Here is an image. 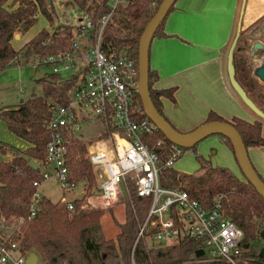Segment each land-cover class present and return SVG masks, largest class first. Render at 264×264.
<instances>
[{
    "label": "trees",
    "instance_id": "1",
    "mask_svg": "<svg viewBox=\"0 0 264 264\" xmlns=\"http://www.w3.org/2000/svg\"><path fill=\"white\" fill-rule=\"evenodd\" d=\"M161 2L162 0H123L111 13L102 32L100 49L105 54L114 53L133 60L137 79L139 39ZM62 5H71L82 11L91 21L94 33L98 31L102 18L110 14L108 0H65ZM174 5L159 25L153 39L167 37L163 33V25ZM54 13L53 4H47L45 0H0V73L18 59L20 53L27 60L35 56L45 59L70 51L71 44L77 37V26H66L61 32L41 29L21 51L17 52L12 46L17 35L25 34L36 24L38 15L51 26ZM87 48L83 47L84 50ZM77 78L78 74L70 80H65L58 74H47L37 80L42 85L41 95H32L16 106L0 109V121L6 125L7 130L30 145L27 149L20 150L0 141V156H11V160H0V217L13 224H16L18 218L23 219L19 234L20 252L38 255L43 264H226L221 261H201L202 258L195 255L202 248L200 242L188 237L173 245L153 244L151 239L159 227L154 223L157 217L147 219L151 198L139 196L135 183L130 178L125 180L128 199L123 200L126 205L124 222H114L118 233L114 239H107L101 226L104 210L87 203L92 197L93 189L98 187V179L87 158L88 145L83 142L81 135L70 136L64 158L69 181L84 185L83 197L71 201L73 209L68 210L60 200L53 203L42 196L37 204L35 217L27 219L32 196L37 190L33 183L40 180V169L34 170L29 162L34 161L40 167L46 165V145L51 136L47 128L48 121L53 109L66 103L68 91ZM236 80L240 84L237 78ZM157 81L158 75L149 66L150 98L157 111L169 122L163 114L162 99L174 102L175 89H157ZM252 87L254 86H250V91L254 93ZM261 91L259 89L256 95L260 97ZM248 97L264 112L258 101L249 95ZM135 102L142 105L138 94ZM260 102L264 100L261 98ZM140 118H146L151 123L144 113ZM212 121L230 124L241 136L247 150L251 147H264L260 120L250 122L238 116L227 120L210 112L202 124ZM104 123L106 131L97 136L95 141L115 132L109 119ZM172 127L176 129L173 125ZM217 136L233 152L228 139ZM142 142L159 157L160 186L185 191L204 208H210L213 199L220 197L224 213L243 232L242 245H247L240 255L239 264H256L257 261L264 264V259H259L258 256L263 247L259 233L264 229V199L253 186L244 177V181H241L227 168L215 167L209 160L196 154L194 149L198 144L192 148L179 147L181 155L187 151L193 153L198 165L194 173H181L166 167L165 164L172 155V144L155 126L151 134L142 136ZM258 176L263 181L259 174Z\"/></svg>",
    "mask_w": 264,
    "mask_h": 264
},
{
    "label": "built area",
    "instance_id": "2",
    "mask_svg": "<svg viewBox=\"0 0 264 264\" xmlns=\"http://www.w3.org/2000/svg\"><path fill=\"white\" fill-rule=\"evenodd\" d=\"M122 3L123 0H108L110 14L102 18L95 33L91 21L82 14L77 37L83 38L84 43L74 40L68 52L45 59L34 57L35 69L48 66L52 74L67 76L65 80L76 74L78 78L68 91L66 103L52 111L47 124L51 136L46 145V165L39 168L40 180L33 186L38 188L42 182L54 179L63 192L72 191L77 184L69 181L64 158L70 136L80 132L81 123L89 120L91 115L97 124L103 126L109 119L115 132L106 141L89 146L87 154L97 177L103 176L97 196L104 207L115 205L121 198L120 183L125 185V180L130 178L139 196L151 198L147 219L157 217L154 223L159 227L151 239L153 244L161 245L164 239L178 238L179 241L188 237L200 242L204 252L201 261L239 264L243 232L224 213L220 197L213 199L210 208H204L185 191L160 186L159 157L142 142V136L151 134L154 125L146 118H140L144 111L142 105L135 102L138 94L135 63L122 55L105 54L100 49L106 22ZM84 46L88 48L84 50ZM170 148L172 155L165 166L173 168L181 150L173 144ZM40 199L36 190L29 206L28 220L35 217ZM60 202L66 204L68 210L73 209L65 197H61ZM16 221L13 224L0 217V264H26L30 254H22L19 250L23 219Z\"/></svg>",
    "mask_w": 264,
    "mask_h": 264
},
{
    "label": "crops",
    "instance_id": "3",
    "mask_svg": "<svg viewBox=\"0 0 264 264\" xmlns=\"http://www.w3.org/2000/svg\"><path fill=\"white\" fill-rule=\"evenodd\" d=\"M46 1L50 3L52 0ZM241 4L242 0H176L163 25L167 37H157L151 42L149 66L158 75L155 88L175 89L174 102L162 99L163 114L181 133L200 126L210 112L224 119L238 116L250 122L257 120L249 116V110L233 92L227 77V54L237 32ZM46 25L45 21L44 26L36 31H31L34 25L25 34L17 35L12 41L13 47L17 44L24 46ZM240 25V34L255 27L264 30V0H245ZM258 38L257 35L252 39ZM5 73L6 70L1 72L0 77ZM261 135L264 138L263 122ZM2 136L5 141H0L20 150L30 147L11 132ZM219 139L227 163L220 161L218 154L204 158L215 167L227 168L244 181L233 152L223 139ZM247 153L264 181V147L248 148ZM0 160H11V156H0ZM83 195V190L78 193V197ZM93 199L98 203H92ZM87 203L105 208L98 196L90 197Z\"/></svg>",
    "mask_w": 264,
    "mask_h": 264
},
{
    "label": "rangeland",
    "instance_id": "4",
    "mask_svg": "<svg viewBox=\"0 0 264 264\" xmlns=\"http://www.w3.org/2000/svg\"><path fill=\"white\" fill-rule=\"evenodd\" d=\"M63 1L65 0H52V3L50 2L54 6V21L51 26H49V24L47 23L46 27L42 29L48 30L50 32H61L62 28L66 26L76 28V26H79L81 24V17L83 14L82 11L78 10L77 8L71 5H60V2ZM46 3L48 4L49 2L46 1ZM38 16L39 18L37 19V22L39 20L40 21L38 23L36 22L34 28H32L31 31L33 32L44 26V22L46 21L44 18H42V16ZM42 19H44L45 21ZM75 40L78 42H82L83 38L76 37ZM22 47L21 44H17L13 48H15V50L18 52L22 50ZM27 60L23 57L22 53H20L19 58L12 61L10 63V66L6 69L5 76L2 75L0 77V109L3 107L9 108L16 106L21 101L29 99L32 95L42 94V85L37 83V80L47 74H52V72L48 66H41L37 67L36 69H33L32 66L35 65L34 57H31ZM237 64L241 66L242 62L238 60ZM64 78L66 79L67 76L64 75ZM260 88L263 89V91H261V94L264 93V86H260ZM255 100L258 101L260 107L264 109V104L257 99ZM248 112L249 116L264 123L263 120L255 116L251 111ZM80 128V132L76 135L82 136V140L85 144L87 143L88 148L89 146H92L95 142L106 141L110 137L108 136L99 141H95L97 136L103 135L105 133L106 127L97 124L94 116L92 115L89 120L85 121V123H81ZM4 133L10 134V132L7 130L6 125L0 121V140H3L2 135ZM219 140L220 139L218 136H211L206 138L195 147V153L202 156L203 158L205 156L207 158H210L214 154H218L219 160L224 163H227L228 160L223 153V147L221 146ZM92 141L94 142L91 143ZM43 169L44 168H42L41 171ZM173 169L182 173H194L198 168L193 153L190 151L184 152L180 156V158L175 162ZM48 170L51 171V168H48ZM97 179V185L99 187V182H101L103 179L102 175H100V177H97ZM98 187H95L93 189V193H91L92 197L97 196V194L99 193ZM82 190L84 191L83 183H78L76 188H74L72 191L63 192L54 179L42 182L37 188V191L40 195L44 196L46 199L53 203L58 202L61 197H65L66 201L71 202L78 197V193ZM92 203L97 204L98 202L97 200L93 199ZM125 207L126 205L122 197L119 198L115 205H113V207H111L110 209L102 208L101 206L96 207L104 210L105 212V215L101 219V226L104 236L107 239H114L116 234L118 233V228L116 227L114 222H124ZM176 242H178V238H173L169 240L164 239L161 242V246L173 245ZM36 257V263L43 264L41 258L38 255H36Z\"/></svg>",
    "mask_w": 264,
    "mask_h": 264
},
{
    "label": "water",
    "instance_id": "5",
    "mask_svg": "<svg viewBox=\"0 0 264 264\" xmlns=\"http://www.w3.org/2000/svg\"><path fill=\"white\" fill-rule=\"evenodd\" d=\"M175 2L176 0H162L156 13L144 28L139 39L137 93L140 97L143 111L146 117L160 132H162L165 138L171 144L177 147L192 148L206 138L217 135L228 139L233 149L234 158L243 177L264 199V182L259 178L257 172L255 171L249 159L247 149L242 141L241 136L230 124L226 122L212 121L198 126L191 132L181 133L174 129L172 125L165 120V118L157 111L152 103L148 89L149 49L156 30L158 29L161 22L165 19L170 8L174 5ZM244 5L245 0H242L240 20L238 23L237 32L227 54V77L230 87L244 104V106L255 116L264 121V112L261 111L248 97L247 93L235 78L234 55L238 50L237 42L240 37V21ZM15 38L17 39V36ZM261 48L262 45L259 43H256L253 46V50ZM257 57H259V55H257ZM255 62L258 63V66L256 67L254 74L256 78L264 85V60L258 62V60L255 58ZM29 166L34 170H39L40 168V166L37 165L34 161H30ZM119 187L122 199L127 200L128 193L124 183L121 182ZM259 236L263 241V247L260 249L258 256L259 259H264V229L259 233ZM243 248H247V245H243ZM203 253V250L200 249L196 252L195 255L197 258H201L203 256ZM36 262V255L34 253H30L27 257L26 264H37ZM256 264H261V262L257 261Z\"/></svg>",
    "mask_w": 264,
    "mask_h": 264
},
{
    "label": "flooded vegetation",
    "instance_id": "6",
    "mask_svg": "<svg viewBox=\"0 0 264 264\" xmlns=\"http://www.w3.org/2000/svg\"><path fill=\"white\" fill-rule=\"evenodd\" d=\"M258 35L257 40H253L252 38ZM237 48L238 50L235 53L236 59V76L242 88L248 95L254 100L257 99L261 101V98L264 100V93L261 94V98L256 95L259 93V89L263 91L260 86H264L255 76L254 71L258 66V63L255 62V58L260 62L264 60V30L255 27L248 32H244L240 34L238 39ZM259 43L262 45L261 49L253 50L254 44ZM259 55V57H257ZM241 61L242 65H238L237 62ZM250 86H254L253 92L250 91ZM264 104V102H262Z\"/></svg>",
    "mask_w": 264,
    "mask_h": 264
}]
</instances>
